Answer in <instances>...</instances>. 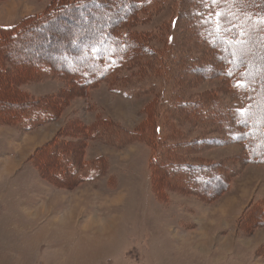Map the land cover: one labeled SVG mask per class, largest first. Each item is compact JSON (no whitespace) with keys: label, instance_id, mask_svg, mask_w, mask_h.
Segmentation results:
<instances>
[{"label":"rangeland","instance_id":"rangeland-1","mask_svg":"<svg viewBox=\"0 0 264 264\" xmlns=\"http://www.w3.org/2000/svg\"><path fill=\"white\" fill-rule=\"evenodd\" d=\"M51 2L0 0V27ZM172 5L148 10L135 28L160 52L173 33L176 61L157 70L154 56L143 57L117 80L67 98L57 118L39 126L0 122V264H264V163L247 162L242 146L213 123V100L231 105L230 88L221 77L184 73L204 53ZM65 85L44 79L19 88L40 98ZM202 93L211 100L195 117L171 105L175 96ZM53 142L60 162L70 158L64 148L76 161L68 183L34 164L36 152ZM167 145L176 146L168 159L213 163L225 188L205 199L152 171L151 158Z\"/></svg>","mask_w":264,"mask_h":264},{"label":"trees","instance_id":"trees-1","mask_svg":"<svg viewBox=\"0 0 264 264\" xmlns=\"http://www.w3.org/2000/svg\"><path fill=\"white\" fill-rule=\"evenodd\" d=\"M168 3L178 10L176 20L185 18L186 35L201 44L204 53L202 63H187L184 73L206 80L221 77L230 88L231 105L227 100H213V123L224 127L221 134L232 136L242 146L247 162L264 163V0H52L43 12L0 27V122L27 129L39 126L56 119L67 98L86 94L100 82L117 80L114 77L123 75L122 68L139 67L143 57L154 56L157 70L176 61L180 57L173 33L160 52V47L142 37L147 32L135 28L151 15L148 10L157 11ZM44 79H59L66 85L57 94L40 98L19 88L25 82ZM204 96H175L171 105L195 117L211 100ZM153 130L156 136L160 133L158 126ZM54 146L55 142L37 151L34 164L52 180L64 174L68 183L77 174L76 161L71 149L64 148V157L70 158L60 162ZM174 147L157 151L150 169L205 199L225 188L224 174L213 163L168 159V149ZM152 187L159 195L156 186Z\"/></svg>","mask_w":264,"mask_h":264},{"label":"bare ground","instance_id":"bare-ground-1","mask_svg":"<svg viewBox=\"0 0 264 264\" xmlns=\"http://www.w3.org/2000/svg\"><path fill=\"white\" fill-rule=\"evenodd\" d=\"M120 200V199H119ZM113 223H114V221H113ZM110 224H111V222H110ZM111 226V225H110ZM107 227V226H106ZM104 229V228H103Z\"/></svg>","mask_w":264,"mask_h":264}]
</instances>
